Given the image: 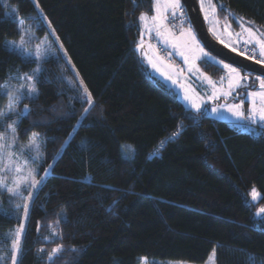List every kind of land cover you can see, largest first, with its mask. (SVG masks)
Instances as JSON below:
<instances>
[{
    "label": "trees",
    "instance_id": "trees-1",
    "mask_svg": "<svg viewBox=\"0 0 264 264\" xmlns=\"http://www.w3.org/2000/svg\"><path fill=\"white\" fill-rule=\"evenodd\" d=\"M213 2L220 22L264 33V0ZM154 3L0 0V111L9 77L37 68L7 46L20 20L63 46L42 63L33 99L0 117V133L15 120L20 140L40 138L44 177L25 216L4 201L0 264H13L20 231L17 264H204L212 253L216 264H264V136L187 109L140 61L139 18Z\"/></svg>",
    "mask_w": 264,
    "mask_h": 264
},
{
    "label": "rangeland",
    "instance_id": "rangeland-1",
    "mask_svg": "<svg viewBox=\"0 0 264 264\" xmlns=\"http://www.w3.org/2000/svg\"><path fill=\"white\" fill-rule=\"evenodd\" d=\"M166 0H155L154 3V13L152 15L143 14L147 17L146 21H140L141 22V34L139 38L138 45L135 47V50L137 52V55L140 59V61L146 65L149 70L158 76L162 81H164L168 86H170L172 89H174L178 95L184 106L195 112V109L191 108L189 102L184 99L185 92L187 91L189 95H194L195 97L199 98L201 101V111L207 114L210 118L222 122L227 123H236L241 124L245 122L247 119V116L250 113L251 107H252V98L247 95L249 92H259V81L256 80V77L259 75H251L248 73H244L240 68L231 65L232 67H235L238 69V71L241 74L242 79L240 80L239 87L236 88H229V72L227 69L223 67L224 64H228L225 61L217 58L213 54H211L206 48L203 46L202 42L200 41L195 29L192 25H185L182 26L179 29V33L173 32V29L168 25L167 17L168 15L172 14L171 9H165L164 4ZM181 3V0H180ZM200 6H201V0H199ZM159 4L160 11L157 13L155 10L156 5ZM209 4H211L213 7H215L213 0H206L204 10H202L204 18L207 14V19L205 18L207 27L210 31V33L213 35V37L224 46V43H228L230 47L228 49L231 50L232 47L236 48L235 52H245L247 48H251L250 46L254 44H248L245 45L243 43V38H247V34L243 32L244 27H251L253 28L249 23L243 21L242 19H237V22L239 23V27H236L235 24L231 22H225L222 23L218 20L216 11L213 13L210 8ZM182 7V3H181ZM184 8V7H183ZM216 9V8H215ZM19 17V15L17 14ZM159 16L160 19L157 21H153V17ZM20 18V17H19ZM163 25L162 31H165L166 33H171V38H174L176 41H180L182 39L181 33H187L189 29H191L195 35L197 40L199 41L200 45L204 48V51L208 52L214 59H207L202 58L195 61H191L190 63H193L195 67L192 71H189V64L185 63L183 57L178 54V50H174L171 46V43L165 44L164 38L161 36H158L156 33V27L155 25ZM151 29V31H149ZM227 29V31H226ZM254 30H257L253 28ZM232 32L233 35L230 37L228 32ZM236 33H241L242 38L238 40V37L235 35ZM26 41L24 47L26 48L27 52L31 54L29 58L35 59L37 63V68H41L42 63L45 59L54 56L57 54V50L61 49V47L58 45L57 40L50 32V35L46 32L44 35L39 36V33L36 28L32 27L31 24L25 23L23 20H20V37L18 39H8L7 40V46L10 49H16L22 54V50L20 48H17L16 45H20L21 42ZM221 40L224 41V43H221ZM41 45V51L43 53V59L37 60L35 58V51L36 46ZM58 45V46H57ZM142 45V46H141ZM159 46L163 47L165 49L166 54L169 57L175 58L177 63H169L167 59L164 57V55L160 52ZM252 46V47H253ZM256 47V46H255ZM253 47L258 51L257 48ZM189 55H192L190 53H186ZM253 55V52L251 53ZM23 55V54H22ZM24 56V55H23ZM256 57L261 59L259 54H256ZM154 60L158 65L160 61H163L164 65H169L172 68H174L176 71L170 73L172 75V79H175L177 82L175 84L172 83V80H166L164 77H162L158 72H156L152 65L149 63V60ZM202 60H209L217 65H219L221 68H223L224 72L223 75L216 79L212 76L205 73L201 67H200V61ZM264 65V63H261ZM36 68V69H37ZM199 69V71H196V69ZM32 70L28 74H16L12 75L11 79L9 80V83L7 84V88L4 89V93L6 95V92L11 89L15 91L16 89H20V92L23 93V97L26 96V93H29L28 85L29 83L35 85V79L37 78V74L35 78L29 82L26 80V77L29 75H32L35 71ZM19 77V79H17ZM262 79L264 77L259 76ZM213 85L215 88H213ZM216 92V94L219 96V99H209L213 95V92ZM222 93H230L228 96L222 95ZM19 94V93H18ZM35 93H32V96H35ZM5 101L1 107L0 112H7L8 115L5 116L7 118L11 116H15L18 113V107L20 103L22 102L23 98L20 99L19 103L14 105V108L11 112L8 111V97L6 95ZM259 103V101H257ZM231 105H241V111L244 112L245 118L237 119L235 116L232 115L230 111L225 110V106H231ZM213 108H218L219 112L214 113L212 111ZM259 119L257 118L256 121ZM13 121L9 124H12ZM16 122V121H15ZM14 127L16 128L15 133V143L10 148H0V210H4L3 204L4 201L6 202H13L14 206L16 208H22L24 210V216L26 214L24 205H27L29 207L30 201L33 197V195L30 197L29 193L32 192L35 194L36 190L38 189L39 185L43 181V178H39L37 176L38 169L37 166L41 160L42 156V150H43V144L40 140V138L37 136V142L40 144V150L37 152L35 149H29L27 146L29 145L30 140L32 139L33 135L30 136V138L26 141L20 140L17 132V122L15 123ZM11 130L6 127V129L1 132L0 134L3 135V139H0V145H7L11 143ZM19 168L20 171L17 172L15 169ZM40 181V183L37 185L36 189H31L28 187L29 184ZM7 187L13 188L15 191H18L20 195H12L9 193L6 189ZM253 189L256 190L259 198V189L257 187H254ZM251 190V192L253 191ZM257 198V199H258ZM21 231L18 237V241L21 238ZM18 249H19V242H18ZM19 251V250H18ZM16 251V254L17 252ZM138 264H151L147 258H141ZM158 264H194L190 262H181V261H167V262H159ZM204 264H216L215 262V254L212 253L209 257V259Z\"/></svg>",
    "mask_w": 264,
    "mask_h": 264
},
{
    "label": "snow or ice",
    "instance_id": "snow-or-ice-1",
    "mask_svg": "<svg viewBox=\"0 0 264 264\" xmlns=\"http://www.w3.org/2000/svg\"><path fill=\"white\" fill-rule=\"evenodd\" d=\"M205 2L206 0H201V10H204L205 7ZM223 7V6H221ZM164 8L165 9H171L172 10V14L175 16L177 12H179L181 10V3L180 0H166L165 4H164ZM209 8L210 10L215 13L216 9L215 7H213L211 4H209ZM155 10L157 11V13H159L160 11V6L159 4L156 5ZM15 11V9L13 10ZM205 18L207 19V14L205 16ZM141 21H146L147 17L145 15H141L139 18ZM160 17L156 16L153 17V21H157L159 20ZM156 27V33L158 36H161L162 38H164L165 40V44H169L171 43V46L174 50H178V54L181 55L185 61V63L189 64V71H192L193 68L195 67V65L193 63H190L191 61H195L198 59H202V58H207V59H214V57H212L208 52L204 51V48L200 45L199 41L196 38L195 33L189 29V31L187 33L182 32L181 33V37L182 39L180 41H176L174 38H171V33H166L165 31H162L163 29V25L159 24V25H155ZM149 31H151V29H149ZM227 31V29H226ZM243 32L247 34V38H243V43L245 45L248 44H254L256 46V48L258 49V54L261 57V59H256V49H254L253 51V55L251 57H247L249 59H253L255 60L256 63H264V33L259 32L258 30H254L251 27H244L243 28ZM229 36L231 37L233 35L232 32H228ZM238 37V40L240 38H242V34L241 33H236L235 34ZM25 43H27L26 41L21 42L20 45H16L17 48H20L22 50V54L25 57V60H28L29 56L31 54H29L26 50V48L24 47ZM221 43H224L223 40H221ZM142 46V45H141ZM61 47H63L61 45ZM224 47L228 48L230 47V45L228 43H224ZM232 51H236L235 47L231 48ZM186 53H190L192 55L186 54ZM238 55H244V53H237ZM35 58L37 60H41L43 59V53L41 51V45H37L36 46V51H35ZM149 63L152 65L153 69L158 72L162 77H164V79L166 80H172V83L175 84L177 81L175 79H172V75L170 73L175 72L176 70L174 68H172L169 65H164L163 61H160L159 65L154 61V60H149ZM223 67L225 69H227V71L229 72V88H236L239 87L240 84V80L242 79L240 72L238 71L237 68L232 67L230 64H224ZM40 69L37 68L36 71L32 74L26 77V80L31 82L35 76L39 73ZM196 71H199V69L197 68ZM11 78V77H9ZM17 79H19V77H17ZM256 80L259 81V87H260V91L256 92H249L247 93V95L249 97L252 98V107L250 110L249 115L247 116V119L251 120L252 122H256L257 118L259 119V121L264 122V79H262L261 77L257 76ZM5 88H7V84L4 85ZM29 88V95L26 97L28 99H33L32 93L36 92L35 89V85L29 83L28 85ZM213 88H215V86L213 85ZM85 92L87 93V89H85ZM19 93V94H18ZM230 93H222V95H224L225 97L228 96ZM6 95L8 97V111L11 112L14 108V105L19 103L21 98L23 97V93L20 92V89H16L15 91L9 89L6 92ZM88 95V99H87V103L89 105L92 104V99H91V95L90 93L87 94ZM184 99L187 100L191 106V108L195 109L196 112H200L201 111V101L199 100V98L195 97L194 95H189L188 92H185L184 95ZM209 99H219V96L216 94V92H213V95L211 97H209ZM257 101H259V103H257ZM241 105H231V106H225V110L230 111L232 113L233 116H235L237 119H241V118H245L244 116V112L241 111ZM88 109H85V112L87 113ZM212 111L214 113H218L219 109L218 108H213ZM28 113V109L27 106H25V111L23 113H21V115H27ZM8 113L7 112H0V117H4L7 116ZM86 118V117H85ZM15 121H13L12 124L8 125V128L11 130V143L7 144V145H0V148H10L14 143H15V133H16V128L14 127L15 125ZM180 133H173V139L178 136ZM0 139H3V135L0 134ZM29 149H35L37 152H39L40 150V144L37 142V134H33L32 139L29 142V145L27 146ZM123 152L125 154L128 153H132L133 149L131 148V146H125L123 149ZM51 167V165L49 166ZM17 172L20 171L19 168L15 169ZM40 183V181H35L31 184L28 185L29 188L31 189H36L37 185ZM9 193H11L12 195H20V193L18 191H15L13 188L11 187H7L6 189ZM32 195H34V193L30 192L29 196L31 197ZM251 197L253 201H256L258 198V194L256 192L255 189H253V191L251 192ZM24 209L25 212H27L28 210V206L24 205ZM264 214V207L260 208L257 215H261ZM14 248V252L12 254V262L13 264H17V258H16V251H18V241L17 243H15L13 245ZM60 252L59 248L53 249V253L49 256V259L52 260L53 257L55 256L56 253Z\"/></svg>",
    "mask_w": 264,
    "mask_h": 264
},
{
    "label": "water",
    "instance_id": "water-1",
    "mask_svg": "<svg viewBox=\"0 0 264 264\" xmlns=\"http://www.w3.org/2000/svg\"><path fill=\"white\" fill-rule=\"evenodd\" d=\"M181 3L186 11L189 22L195 29L206 50L217 58L243 71L264 77L263 64H258L255 60L246 58L245 55H238L237 52L224 47L213 37L207 27L199 0H181Z\"/></svg>",
    "mask_w": 264,
    "mask_h": 264
},
{
    "label": "built area",
    "instance_id": "built-area-1",
    "mask_svg": "<svg viewBox=\"0 0 264 264\" xmlns=\"http://www.w3.org/2000/svg\"><path fill=\"white\" fill-rule=\"evenodd\" d=\"M168 25L173 29V32L179 33V29L189 21L188 16L186 14V11L184 9H181L179 12L176 13L174 16L173 14L168 15L167 17ZM160 52L164 55V57L167 59L169 63H177L175 58L169 57L165 49L161 46H159ZM253 50L251 48H247L244 53L245 56L251 57ZM240 126L244 127L250 132L255 133L258 136H264V122L256 121L255 123L251 120H246L245 122L239 124Z\"/></svg>",
    "mask_w": 264,
    "mask_h": 264
},
{
    "label": "crops",
    "instance_id": "crops-1",
    "mask_svg": "<svg viewBox=\"0 0 264 264\" xmlns=\"http://www.w3.org/2000/svg\"><path fill=\"white\" fill-rule=\"evenodd\" d=\"M232 124H236V123H232Z\"/></svg>",
    "mask_w": 264,
    "mask_h": 264
}]
</instances>
